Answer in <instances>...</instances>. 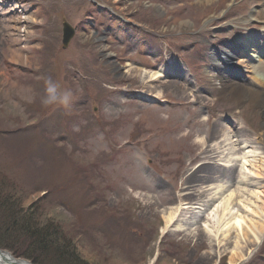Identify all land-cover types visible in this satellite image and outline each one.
I'll list each match as a JSON object with an SVG mask.
<instances>
[{"label":"rangeland","instance_id":"obj_1","mask_svg":"<svg viewBox=\"0 0 264 264\" xmlns=\"http://www.w3.org/2000/svg\"><path fill=\"white\" fill-rule=\"evenodd\" d=\"M247 1L246 8L245 0L227 2L220 9L227 19L206 17L195 29L196 20L183 14L191 8L182 12L181 5L196 0H29L38 20L30 29L37 38L29 65L11 59L7 31L0 30L2 250L43 264L33 238L22 232L19 221L26 216L35 231L49 227L57 245L69 244L92 264L230 263L228 251L219 258L211 254L204 231L162 232L163 210L197 200L182 194L191 191L188 186L211 182L213 175H206L212 167L191 159L198 153L193 145L180 152L156 146L148 128L152 114L187 119L197 107L181 105L169 85L171 74L182 71L193 91L212 87L211 55L220 42L236 41L230 23L255 14L264 3ZM213 21L217 25L211 28ZM65 23L73 28L66 46ZM241 56L228 65L235 72L232 80L247 69ZM252 60L249 68L264 63L256 55ZM133 68L163 70L158 88L163 96L147 99ZM48 78L58 91H71L67 105L42 103ZM257 112L247 120L259 121ZM202 114L209 123L201 116L196 119L201 126L185 122L182 134L190 132L192 144L198 131L205 135L212 128V109ZM48 256L46 264H53ZM238 264H264V239Z\"/></svg>","mask_w":264,"mask_h":264},{"label":"bare ground","instance_id":"obj_2","mask_svg":"<svg viewBox=\"0 0 264 264\" xmlns=\"http://www.w3.org/2000/svg\"><path fill=\"white\" fill-rule=\"evenodd\" d=\"M230 1L196 0L188 5L182 4L181 9L187 6L191 8L188 9L190 12H183L184 9L182 12L187 18L196 20V29L206 17H220L223 21L227 19L229 15L220 16V9ZM249 2L245 0L242 4L244 8ZM33 13L29 0H0V30L2 33L7 31L11 59L24 65L33 61L29 49L34 47L33 42L37 38L30 31L38 22L37 11ZM252 19L256 24L252 25ZM216 22H212L211 28L217 25ZM230 24L233 25L230 34L236 41H222L220 47L214 48L216 51L211 55L212 65L218 73L215 70L209 78L212 87L205 88L206 92L204 89L193 91L188 88L190 80L182 71L176 70L175 74H171L173 79L169 80V85L181 98V105L187 107L194 102L197 107L190 109L187 119L175 120L152 114L150 119L154 124H149L148 131L150 139L156 141V146L167 147L170 151L180 152L193 145L198 153L191 159L198 158L203 161L200 165L211 164L208 166L212 167L206 175H213L211 182L188 186L191 191L182 194L194 195L197 200L179 201L177 205L163 210L165 226L162 232L181 231L187 236H197L200 231H204L212 246L211 254L219 258L228 251L229 264H238L253 255L264 239V63L252 69L247 64L245 72L239 71L241 77L250 81L232 80L235 72L228 69V65L232 64L237 54L254 56L256 52L263 58L264 3L255 14ZM254 26L259 30H254ZM239 61L245 64L248 59L245 57ZM132 72L135 73L134 78L146 88L143 93L147 99L163 96L162 90L158 89L162 83L163 70L152 72L133 68ZM131 76H134L133 73ZM247 82L257 88H250ZM210 94L216 98H209L213 97ZM220 100H224V104H220ZM204 108L212 109L215 119L205 135L198 131L192 144L190 139L193 135L190 132L182 134L185 122L190 120L194 126L209 123V119L202 114ZM255 109L260 111L257 112L259 121L254 119L249 122L247 119ZM230 115L233 118H229ZM199 116L203 123L197 122ZM164 126L170 129L164 132ZM203 179L200 176L198 181L203 182ZM0 264L29 263L0 248Z\"/></svg>","mask_w":264,"mask_h":264},{"label":"trees","instance_id":"obj_3","mask_svg":"<svg viewBox=\"0 0 264 264\" xmlns=\"http://www.w3.org/2000/svg\"><path fill=\"white\" fill-rule=\"evenodd\" d=\"M13 220H15V218ZM27 221L28 219L26 216L20 217L19 222L22 225V232L27 234L29 237H32L34 240L33 247L35 249H33V251L35 252V256L38 261L46 264V259L44 258H46L45 255L48 254L49 256L47 258L50 260L52 259L51 262H53V264H92L90 261L86 260L77 249L72 251L69 244H63L68 249L62 247L61 245H57L55 243V239L51 238L55 235L51 233L49 227L45 228L44 231L40 233V231H35L34 227L27 225ZM69 247L71 249H69Z\"/></svg>","mask_w":264,"mask_h":264},{"label":"clouds","instance_id":"obj_4","mask_svg":"<svg viewBox=\"0 0 264 264\" xmlns=\"http://www.w3.org/2000/svg\"><path fill=\"white\" fill-rule=\"evenodd\" d=\"M46 95L42 98V103L45 105H50L54 103H60L67 105L70 101L72 95L71 91H58V85L55 84L51 78L46 80Z\"/></svg>","mask_w":264,"mask_h":264},{"label":"water","instance_id":"obj_5","mask_svg":"<svg viewBox=\"0 0 264 264\" xmlns=\"http://www.w3.org/2000/svg\"><path fill=\"white\" fill-rule=\"evenodd\" d=\"M64 32H65V34H64V40H63V42H64V45L66 46L68 44L70 38L73 36V28H72V26L69 23H65V30H64ZM3 252H7L8 253L9 251L3 249ZM9 254H11V253L9 252ZM27 262L29 264H34L31 261H29V260H27Z\"/></svg>","mask_w":264,"mask_h":264}]
</instances>
